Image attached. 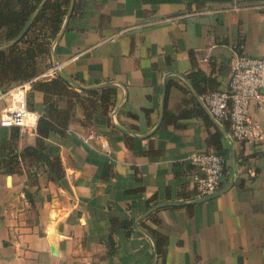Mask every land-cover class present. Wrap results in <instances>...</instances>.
Returning a JSON list of instances; mask_svg holds the SVG:
<instances>
[{"label":"crops","instance_id":"obj_1","mask_svg":"<svg viewBox=\"0 0 264 264\" xmlns=\"http://www.w3.org/2000/svg\"><path fill=\"white\" fill-rule=\"evenodd\" d=\"M79 4L55 59L83 86L114 82L115 105L108 116L99 111L88 121L85 95L56 98L60 110L72 107L74 115L64 135L49 139L61 157L63 183L53 182L45 165L0 172V264H153V244L136 221L157 203L196 199L191 158L216 151L208 139L221 132L178 74L193 85L189 74L202 73L210 79L203 89L224 90L238 52L264 54V0ZM122 30L128 31L108 40ZM52 65L51 57L41 58L38 76ZM44 101V93L31 88L29 107L39 118ZM183 111L189 113L180 116ZM250 112L262 139L235 142L239 168L230 191L205 203L163 207L143 221L167 238L165 261L158 256V264H264V112L254 102ZM93 132L109 138L110 153L86 140ZM13 133L0 127V157ZM36 138L20 131L17 148L35 145ZM228 163L222 188L230 180L231 157ZM112 216L131 220L130 234L113 230Z\"/></svg>","mask_w":264,"mask_h":264},{"label":"trees","instance_id":"obj_2","mask_svg":"<svg viewBox=\"0 0 264 264\" xmlns=\"http://www.w3.org/2000/svg\"><path fill=\"white\" fill-rule=\"evenodd\" d=\"M83 0H76L74 10L79 7ZM152 6L166 3H180L182 0H143ZM42 0H0V46L6 45L14 40L23 28L27 25L32 15L37 10ZM71 0H49L40 14L37 16L32 26L22 38V40L7 51L0 52V89L5 92L17 85L33 80L39 75V60L43 57L50 58L51 45L53 39L60 31ZM192 61L195 65L194 56ZM194 87L204 95L209 91H215L216 87L207 90L203 85L210 79H207L202 73L189 74ZM32 89L39 90L45 95V113L41 116L36 128V143L28 145L23 149L17 148L20 138V128H14V133L7 144L1 146L0 172L12 173L21 171L23 167L33 168L45 165L48 169L50 179L53 182L63 183L65 170L59 155L58 149L49 143L52 135H64L73 119V108L60 110L56 98L59 96H68L71 99L82 100L86 107V118L92 119L94 113L101 111L104 115H109V109L115 105L117 88L110 86L101 90L82 91L79 93L63 78L56 75L50 80H39L33 83ZM188 111H183L180 116H185ZM209 125L213 123L207 115L200 109ZM172 117L169 120L175 121ZM168 120V116H167ZM224 137L220 131L211 134L208 144L215 147L216 152L223 155L226 159L225 175L229 173L230 152L224 145ZM153 214L150 216V218ZM149 218V219H150ZM111 225L113 230L123 228L130 232L133 229V222L128 219H119L112 216ZM146 228L156 239L158 246V255L165 261L167 238L162 236L143 222ZM114 241L110 238L109 245L114 249Z\"/></svg>","mask_w":264,"mask_h":264},{"label":"built area","instance_id":"obj_3","mask_svg":"<svg viewBox=\"0 0 264 264\" xmlns=\"http://www.w3.org/2000/svg\"><path fill=\"white\" fill-rule=\"evenodd\" d=\"M128 30H122L108 40L113 42ZM49 75V76H48ZM55 68L31 81L22 83L5 92H0V127L20 128L23 133H36L39 117L29 107V92L34 82L44 78H54ZM79 93L81 90L76 89ZM203 100L210 113L229 129L236 143L259 142L261 130L250 112L254 102L259 111L264 112V54L253 57L238 52L231 66L228 88L206 93ZM30 117H34L32 122ZM87 141H97L104 153L112 150L111 142L105 135L93 132ZM195 167L193 183L196 199L215 194L222 188L226 159L216 151L201 152L191 158Z\"/></svg>","mask_w":264,"mask_h":264},{"label":"water","instance_id":"obj_4","mask_svg":"<svg viewBox=\"0 0 264 264\" xmlns=\"http://www.w3.org/2000/svg\"><path fill=\"white\" fill-rule=\"evenodd\" d=\"M48 1L49 0H42L40 5L38 6L37 10L32 15L29 22L23 28V30L20 32V34L14 40L9 42L8 44L0 46V52L9 50L10 48H12L14 45L18 44L22 40V38L28 32V30L32 26L33 22L35 21L37 16L40 14V12L43 10V8L45 7V5L47 4ZM75 3H76V0H71L69 8H68L66 16H65V20L63 22V25H62L60 31L58 32V34L56 35L55 39H53V42L51 45V53H50V56H51L52 61H53L52 66L55 68L56 74L58 76L63 78L73 88L79 89L81 91L99 90V89H102V88H105V87H108L111 85H115L114 82H109L106 84H100V85H96V86H83V85L75 82L73 79L69 78L67 75H65V73L61 70V67L59 66L58 62L55 59V48H56L58 42L60 41L59 39H61V37L63 36V34L67 28L69 20H70L72 13L74 11ZM178 76L180 78H182L186 82V84L189 86V88L193 91V93L195 94L199 103L202 105V107L204 108L206 113L210 116V118L213 120V122L218 126V128L221 130V132L225 136L226 140L228 141L229 150H230V157H231V174H230L229 182L221 190H219L218 192H216L213 195H210V196L202 198V199H194V200H190V201H179V200L178 201H172V200H170V201L160 202V203H157L156 205L152 206L151 208H149L142 216H140V218H138V220L135 223L136 230H138L140 233H142L147 238H149L153 244V248H154L153 264H158V256L159 255H158V246L156 244L157 242H156V239L154 238V236L146 228H144L141 225V223L143 221H145L147 218H149L155 211H157L158 209H161L163 207H168V206H178L179 207V206H188V205L205 203L207 201L213 200V199L221 196L222 194L226 193L228 190L230 191L231 187L233 186V184L235 182V178H236L238 168H239L237 152L235 149V142H234V140H232L233 138L231 137L230 133L228 132L227 127L210 113L209 109L207 108V106L203 100V97L200 96V94H198V92L195 90V88L190 83V81L186 77H184L183 75L178 74ZM165 95H166V83L164 84V88H163V100L165 98ZM121 103H123V102H121ZM160 115H161V118H160L159 124L155 129H157L159 127V125L162 121L161 119L163 116V108H161ZM112 117H114V115ZM115 125L118 129L125 132V134H133L132 132H130L128 130L125 131V129L120 127L118 124L115 123ZM155 129L151 133H153L155 131ZM133 135L137 138L139 137L135 134H133Z\"/></svg>","mask_w":264,"mask_h":264},{"label":"rangeland","instance_id":"obj_5","mask_svg":"<svg viewBox=\"0 0 264 264\" xmlns=\"http://www.w3.org/2000/svg\"><path fill=\"white\" fill-rule=\"evenodd\" d=\"M0 105L2 106V102H0Z\"/></svg>","mask_w":264,"mask_h":264}]
</instances>
